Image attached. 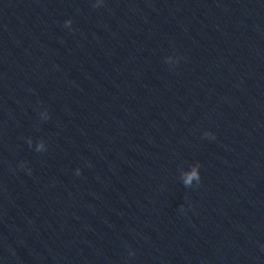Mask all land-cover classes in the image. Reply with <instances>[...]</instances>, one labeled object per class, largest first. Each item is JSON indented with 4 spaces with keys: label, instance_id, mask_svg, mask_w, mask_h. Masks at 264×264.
I'll return each instance as SVG.
<instances>
[{
    "label": "clouds",
    "instance_id": "clouds-1",
    "mask_svg": "<svg viewBox=\"0 0 264 264\" xmlns=\"http://www.w3.org/2000/svg\"><path fill=\"white\" fill-rule=\"evenodd\" d=\"M98 6H99V4L94 5V7H98ZM71 24H72V21L70 19L65 21V27H70ZM205 136L215 138L214 134L208 133V132L205 133ZM37 151H39V148L37 149ZM79 174H80V170L77 169V175H79ZM194 177L197 178V180H200V176H199L196 169H193V171L190 174H186V178L184 180L185 185H190L191 181Z\"/></svg>",
    "mask_w": 264,
    "mask_h": 264
}]
</instances>
